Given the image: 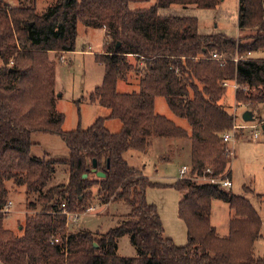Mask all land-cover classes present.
Masks as SVG:
<instances>
[{"label":"trees","instance_id":"trees-1","mask_svg":"<svg viewBox=\"0 0 264 264\" xmlns=\"http://www.w3.org/2000/svg\"><path fill=\"white\" fill-rule=\"evenodd\" d=\"M153 1L55 0L38 12L37 0H18L17 5L0 0L1 264H264V255L254 252L262 219L247 197L219 184L178 178L174 187L182 194L179 217L188 242L177 245L165 236L161 216L146 198L149 186L161 184L125 157L131 150L149 153L153 137H189L192 176H204L210 168L213 175L231 179L234 157L222 136L233 128L235 115L234 107L223 102V82L235 80L238 104L249 102L253 113L259 111L256 106L264 102V0H239L238 37L204 30L195 14L173 12L175 6L210 10L224 0ZM144 2L149 5H138ZM80 23L105 30L104 50L96 56L105 77L89 98L110 113L87 129L65 131L48 53L75 51ZM249 52L251 56L235 61ZM257 52L263 56H253ZM133 70L143 74L139 90L119 92L118 82ZM251 88L263 89L253 95ZM159 96L187 120L188 128L155 112ZM109 118L121 121L118 132L105 126ZM256 119L264 122L259 115ZM37 132L60 135L68 157L33 155L32 134ZM94 160L105 177L94 171ZM60 164L68 166V180L52 184ZM8 181L25 187L34 198L27 203L34 212L20 233L4 226ZM215 199L227 202L234 212L228 236H220L211 223ZM116 201L131 210L107 232L69 230L66 211L82 214L94 202ZM125 235L137 248L136 256L118 254V240Z\"/></svg>","mask_w":264,"mask_h":264},{"label":"rangeland","instance_id":"rangeland-1","mask_svg":"<svg viewBox=\"0 0 264 264\" xmlns=\"http://www.w3.org/2000/svg\"><path fill=\"white\" fill-rule=\"evenodd\" d=\"M12 5H17L18 0H7ZM55 0H37V10L42 12L49 4ZM155 1V0H154ZM153 1V2H154ZM152 4V3H151ZM138 5H149L142 3ZM174 11L181 13L195 14L198 17L201 28L206 31L222 30L231 37L239 36L238 11L239 0H224L214 9L203 10L191 8L183 10L180 6H175ZM105 30L101 28L86 27L79 24L78 37L76 40V50L72 52L48 53V60L56 71V107L65 116L62 128L65 131L76 130L78 127L89 128L100 117H107L110 110L99 103L90 101V94L100 85L105 77V67L96 59L97 54L102 53L105 44ZM253 56L261 57L262 52L254 53ZM135 62L133 56H130ZM3 60L0 58V66ZM143 74L135 70L129 73L127 80H120L117 89L122 93H130L139 90V81ZM202 87V85H201ZM263 88H251V94H259ZM264 92V90L262 91ZM157 99V100H156ZM155 99V112L165 115L173 120L178 126L188 128V122L184 118L177 117L169 108L167 99L159 96ZM223 102L228 107H235L238 113L237 122L244 123L242 118L246 110H252L254 105L247 103L238 104L236 100V89L233 85L225 88ZM230 108V109H231ZM256 108L258 115L264 119V102L258 104ZM253 111V110H252ZM248 123V122H246ZM252 123H259L256 119ZM105 126L112 132H118L122 123L119 119L109 118L105 120ZM251 129H243L236 143L232 144L236 150V156L230 163L232 170L231 180L233 186L226 188L236 195L247 197L258 210L262 219L260 236L255 242V255H264V129L257 126L258 137L253 140L250 134ZM186 138H155L149 153L142 155L138 151H128L125 155L131 165L140 167L144 174L152 181L161 185H153L147 188L146 198L149 203L156 206L164 226V234L171 238L177 245H185L188 242V232L185 222L179 217V202L181 192L174 187L179 178L180 169L187 165L190 171L185 178H192L193 181L207 182L205 175L198 178L192 176L191 164V144ZM35 145L32 154L36 156H50L57 159L67 158L69 149L60 135L37 132L32 134ZM171 143V144H170ZM184 146V147H183ZM183 148V149H182ZM168 156L166 160L162 157ZM231 157V155H230ZM68 180V166L60 164L52 180L53 183H64ZM10 191L9 201H12L11 208L5 210L7 216L4 226L8 229L20 233V229L26 223L28 214L33 213L27 208L29 200L26 188L15 186L13 181L7 182ZM97 189V188H95ZM65 207V204L62 205ZM130 206L122 201L109 204H99L94 202V207L84 213H76L77 219L71 220L72 215L66 211L68 218L67 226L69 230L80 228L91 229L93 232H107L111 227L117 225L119 217L130 212ZM234 215L229 204L223 200L215 199L211 208V223L215 226L216 232L220 236H228L230 232V220ZM118 254L121 256H136L137 248L131 242L129 235H125L118 240ZM1 264V262H0Z\"/></svg>","mask_w":264,"mask_h":264},{"label":"built area","instance_id":"built-area-1","mask_svg":"<svg viewBox=\"0 0 264 264\" xmlns=\"http://www.w3.org/2000/svg\"><path fill=\"white\" fill-rule=\"evenodd\" d=\"M251 52L248 53V55L240 58V57H236L235 58V61H239V59H246L248 56H251ZM213 58L215 59H218V60H224L221 56H218L217 54H214L213 55ZM229 85H233L235 87V89L237 90L239 88V85L237 84V82L234 80V81H225L223 82V86L224 87H227ZM244 90L248 89L247 87H244L243 88ZM233 114L235 115V124L233 126V128L227 132H225L222 136V139L223 141L227 144V150H228V153L229 155H231V157H234L236 155V150L233 149V147L231 146L232 144L236 143L237 141H239L238 139V134H240V132L243 130V129H251L250 131V134L252 135V139L255 140L257 139L258 137V132H257V126L258 125H261L263 123H246L245 124H239L237 122V117H238V113H237V110L236 108L234 107L233 108ZM190 171V167L187 166V165H184L181 167L180 169V173H179V178H185V176L187 175V173ZM206 173H209L206 174ZM205 173V177L206 178V181L207 182H211V183H214V184H219L221 187H224V188H230L233 186V182L231 179L229 178H225V179H222L221 177L219 176H215L213 175V172L210 168L207 169ZM202 177V176H201ZM200 178V177H198ZM11 205H12V201H9L7 203V205L5 206V210H9L11 208ZM92 209V208H91ZM72 217H71V220H76L77 219V214L76 213H72V212H69ZM79 215V214H78ZM58 240V239H57Z\"/></svg>","mask_w":264,"mask_h":264},{"label":"water","instance_id":"water-1","mask_svg":"<svg viewBox=\"0 0 264 264\" xmlns=\"http://www.w3.org/2000/svg\"><path fill=\"white\" fill-rule=\"evenodd\" d=\"M120 43H118L119 45ZM242 118L244 121L246 122H251V121H255L256 120V117L254 116V113L253 111L251 110H246L243 115H242ZM262 127L264 129V123L262 124ZM96 166H97V163H96V160L93 161V167H94V171H96L97 175L99 177H105V173L103 171H97L96 170ZM84 177H87V174H84ZM96 245V244H95Z\"/></svg>","mask_w":264,"mask_h":264},{"label":"crops","instance_id":"crops-1","mask_svg":"<svg viewBox=\"0 0 264 264\" xmlns=\"http://www.w3.org/2000/svg\"><path fill=\"white\" fill-rule=\"evenodd\" d=\"M173 12H175L174 10H173ZM104 30V29H103ZM157 100V99H156ZM156 102V101H155ZM155 106H156V103H155ZM239 117V116H238ZM237 117V118H238ZM244 122H246V121H244ZM251 122H254V121H251ZM251 122H248V123H250L251 124ZM239 123V122H238ZM239 124H243V123H239ZM232 171V170H231Z\"/></svg>","mask_w":264,"mask_h":264}]
</instances>
